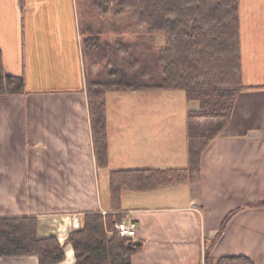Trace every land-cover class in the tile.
<instances>
[{"label": "crops", "instance_id": "1", "mask_svg": "<svg viewBox=\"0 0 264 264\" xmlns=\"http://www.w3.org/2000/svg\"><path fill=\"white\" fill-rule=\"evenodd\" d=\"M109 10L116 9L108 0H0L3 69L25 81L23 94L0 96V218L36 217L40 238L65 245L86 214H120L137 224L142 243L133 264H205L215 238L214 259L243 256L264 264V207H254L264 200V40L249 43L245 56L240 11L243 81L249 87L204 152L200 181L151 192L124 190L118 205L111 173L188 168L189 139L173 137L171 122L156 120L149 105L133 106L134 120L119 125L114 137L107 102L109 165L99 163L84 42L107 32ZM129 93L138 98L140 92ZM146 114L151 120L138 119ZM64 252L61 264H75L73 247L65 245ZM0 264L39 260L7 257Z\"/></svg>", "mask_w": 264, "mask_h": 264}, {"label": "trees", "instance_id": "2", "mask_svg": "<svg viewBox=\"0 0 264 264\" xmlns=\"http://www.w3.org/2000/svg\"><path fill=\"white\" fill-rule=\"evenodd\" d=\"M240 1L108 0L116 13L107 22L118 35L110 40L102 29L84 42L89 45L92 71L87 88L101 166L109 165V92L184 91L189 102L199 104L198 109L188 111L189 167L113 172L115 204H120L124 190L151 192L200 181L204 152L223 133L238 96L249 87L242 72ZM123 15L131 19L132 30L139 32L134 38L120 35L123 26L114 20ZM24 92L23 78L5 74L0 49V96ZM254 207H264V200ZM235 212L227 216L218 236ZM123 221L120 214H86L65 243L73 247L75 264H133L142 247H130L131 241L117 233L116 225ZM216 241L208 246L205 264H255L243 256L214 259L210 249ZM65 245L55 237L40 238L36 217L0 218V258L37 257L39 264H61L66 259Z\"/></svg>", "mask_w": 264, "mask_h": 264}, {"label": "rangeland", "instance_id": "3", "mask_svg": "<svg viewBox=\"0 0 264 264\" xmlns=\"http://www.w3.org/2000/svg\"><path fill=\"white\" fill-rule=\"evenodd\" d=\"M255 13L251 16L246 15V10H250ZM240 11L242 14V37L243 41V50L245 51V56L247 55V48L251 50L250 45L253 44L257 46L260 43H263L264 40V0H242L240 1ZM115 10L113 13L109 10L108 17L111 18L113 14H115ZM246 19L248 20L247 22ZM114 20V18H113ZM115 23L118 21V25L123 26V32H120V35L124 38H134L139 34L135 30L132 29V21L128 18L127 15L119 16L114 20ZM108 28L107 29V38L110 40H115L117 33L111 30L110 24L111 22L108 20ZM131 27V28H128ZM244 35V36H243ZM162 40V39H161ZM251 43L250 45H248ZM251 45V46H253ZM145 93H139L138 98H134L133 93H119L116 91L109 92L106 96V101L108 102L109 111L111 115V129H114V137H116V132L118 131L119 125L122 123H127L130 125V121L133 119V106H138L140 110H144L143 107L147 105L152 108L155 106V118L156 120L170 121L171 129L173 132V137L176 138L178 135V139L185 138L188 136V126H189V117L188 111L193 108V105H198L195 102H189L186 98L184 91H176V90H155V91H143ZM195 105V106H196ZM150 119V116L147 114L145 117H140L138 119ZM134 120V119H133ZM228 125V124H227ZM103 190V189H102ZM110 190V181L107 180L106 183V191ZM103 192V191H102ZM238 211L235 212V214ZM225 230V229H224ZM223 230V232H224Z\"/></svg>", "mask_w": 264, "mask_h": 264}, {"label": "built area", "instance_id": "4", "mask_svg": "<svg viewBox=\"0 0 264 264\" xmlns=\"http://www.w3.org/2000/svg\"><path fill=\"white\" fill-rule=\"evenodd\" d=\"M116 231L131 241L137 240V224L135 222L123 221L116 225Z\"/></svg>", "mask_w": 264, "mask_h": 264}, {"label": "water", "instance_id": "5", "mask_svg": "<svg viewBox=\"0 0 264 264\" xmlns=\"http://www.w3.org/2000/svg\"><path fill=\"white\" fill-rule=\"evenodd\" d=\"M142 243L140 241H135V242H130L129 243V246L130 247H138V246H141Z\"/></svg>", "mask_w": 264, "mask_h": 264}, {"label": "bare ground", "instance_id": "6", "mask_svg": "<svg viewBox=\"0 0 264 264\" xmlns=\"http://www.w3.org/2000/svg\"><path fill=\"white\" fill-rule=\"evenodd\" d=\"M121 236V235H120ZM123 237V236H122ZM124 238H126V237H124ZM127 239H129V238H127ZM130 240V239H129Z\"/></svg>", "mask_w": 264, "mask_h": 264}]
</instances>
